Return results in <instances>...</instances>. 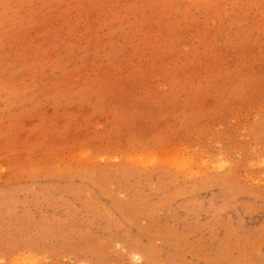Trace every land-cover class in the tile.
<instances>
[{
	"label": "rangeland",
	"instance_id": "obj_1",
	"mask_svg": "<svg viewBox=\"0 0 264 264\" xmlns=\"http://www.w3.org/2000/svg\"><path fill=\"white\" fill-rule=\"evenodd\" d=\"M0 264H264V0H0Z\"/></svg>",
	"mask_w": 264,
	"mask_h": 264
},
{
	"label": "bare ground",
	"instance_id": "obj_2",
	"mask_svg": "<svg viewBox=\"0 0 264 264\" xmlns=\"http://www.w3.org/2000/svg\"><path fill=\"white\" fill-rule=\"evenodd\" d=\"M141 257V256H140ZM133 258V257H132ZM135 259V258H134Z\"/></svg>",
	"mask_w": 264,
	"mask_h": 264
}]
</instances>
